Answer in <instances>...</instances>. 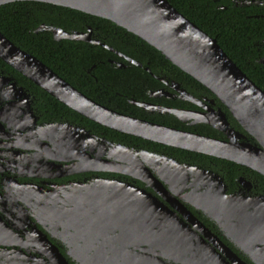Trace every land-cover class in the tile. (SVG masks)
Here are the masks:
<instances>
[{
	"label": "water",
	"instance_id": "obj_1",
	"mask_svg": "<svg viewBox=\"0 0 264 264\" xmlns=\"http://www.w3.org/2000/svg\"><path fill=\"white\" fill-rule=\"evenodd\" d=\"M13 1L18 0H0V5ZM35 1L110 19L140 37L209 88L255 142L233 129L221 110L203 121L223 130L227 140L169 128L114 111L85 95L0 31V58L6 63L73 110L100 124L225 158L264 176V90L229 57L216 37L197 26L168 0ZM43 28L50 30L55 40L99 43L90 38V30L69 32L57 26L41 25L36 31ZM170 111L183 120L193 116V111L185 109ZM71 128L91 137L82 128L73 125ZM161 158L176 162L166 156ZM103 169L137 176L159 193L164 188L149 171L139 175L120 164ZM181 170L194 175L190 193L183 196L185 201L213 220L224 237L253 264H264V193L255 196L226 193V185L217 173L188 164ZM185 179L186 176L179 175L167 182L172 188ZM239 182L247 189L251 186L244 177H240ZM51 198L55 200L53 203L40 202L31 214L66 245L67 256L77 264H247L183 204L182 208L176 207L190 223L180 220L151 192L131 183L100 178L69 185L61 191V196L56 192ZM35 231L32 240L38 244L39 252L55 257L57 264H69L45 233L40 229ZM220 254L228 256L232 263H227Z\"/></svg>",
	"mask_w": 264,
	"mask_h": 264
},
{
	"label": "flooded vegetation",
	"instance_id": "obj_2",
	"mask_svg": "<svg viewBox=\"0 0 264 264\" xmlns=\"http://www.w3.org/2000/svg\"><path fill=\"white\" fill-rule=\"evenodd\" d=\"M209 1L216 10L239 9L244 12L245 18H264V0ZM97 17L111 21L101 16ZM111 22L114 26L103 22L95 25L86 24L84 29H66L44 22L38 25L57 26L69 32L90 30V38L99 43L80 41L98 45L105 50L100 54L101 67L98 69V76L94 73L96 62L84 67L85 74L96 83L95 89L98 91L96 94H87L47 65L85 95L114 111L169 128L227 140L228 136L223 130L203 121L221 110L233 129L242 132L253 143L255 142L209 88L191 75L192 78L166 64L151 61L149 52L136 42V37H140ZM38 26L35 32L48 30L43 28L36 31ZM132 34L136 37H132ZM243 41L242 50L249 52L244 55L246 64L258 67L261 74H264V22L254 35L245 34ZM9 66L11 69L0 63V264H57L55 257H48L39 252L38 244L32 240V232L34 233L36 229L46 234V237L67 258L69 264H77L67 256L66 245L35 221L31 213L40 202L43 205L53 203L55 200L51 196L56 195V192L61 196V191L69 185L90 183L100 178L118 179L151 192L174 211L180 220L188 222L176 207L183 204L242 260L247 264H253L224 237L213 220L185 201L183 196L190 193L194 175L190 171L181 169L183 165L188 164L210 170L222 177L226 185V193L238 192L241 195L251 196L264 193V190L259 188V182L254 174L240 166H233L235 170L233 174L230 163L215 160V158L223 160L225 158L123 132L91 119L96 125L73 117L68 109H72L70 106ZM13 70L24 75L48 94L39 93L31 83L19 78ZM256 84L264 90V84ZM86 89L91 90V88ZM170 109L193 111V116L183 120ZM71 125L86 130L91 137L82 131L72 130ZM163 156L173 158L176 162L165 161L161 158ZM105 161L111 166L120 164L139 175H146L149 171L162 183L164 187L162 193L137 176L103 169L111 167ZM179 175L186 176L185 181L171 188L167 181ZM240 177L250 181L249 189L239 182ZM231 179L234 181L233 184ZM214 249L218 250L216 247ZM219 256L227 263H232L225 254Z\"/></svg>",
	"mask_w": 264,
	"mask_h": 264
},
{
	"label": "trees",
	"instance_id": "obj_3",
	"mask_svg": "<svg viewBox=\"0 0 264 264\" xmlns=\"http://www.w3.org/2000/svg\"><path fill=\"white\" fill-rule=\"evenodd\" d=\"M169 1L208 34L215 36L224 51L252 80L260 85L264 84V74H261L258 67L246 64L244 55L249 52L242 50L244 35H254L264 22V18H245L244 12L239 9L216 10L212 4H209V0ZM43 22L62 26L66 29H84L86 24L95 25L103 22L111 26H114V24L109 20L73 8L45 2L15 1L0 5V30L12 42L43 60L74 86L84 90L89 95L96 94L98 92L95 89L96 83L93 79H90L89 75L85 74L84 67L96 62L97 66L94 73L98 76V69L101 67L99 58L100 54L105 51L104 48L80 40L63 39L57 41L53 39L51 32L48 30L35 32V28ZM132 37L135 38L136 36L132 34ZM136 39V42L149 52L151 61L166 64L170 68H174L192 78L168 61L158 50L140 38L136 37ZM0 63L11 69L1 59ZM13 71L19 78L31 83L39 93L48 94L21 73ZM86 88H91V90L88 91ZM68 109L73 117L87 120L88 123L96 125L90 119L81 116L70 108ZM232 120L236 122L234 119ZM215 160L230 163L233 174H235L233 166H240L247 172H251L257 177L259 188L264 190V176L262 174L226 159L215 158ZM233 183L234 181L231 179V184Z\"/></svg>",
	"mask_w": 264,
	"mask_h": 264
}]
</instances>
